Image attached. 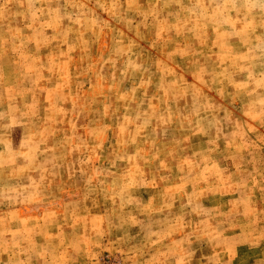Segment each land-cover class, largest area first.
<instances>
[{
  "label": "rangeland",
  "instance_id": "374dc122",
  "mask_svg": "<svg viewBox=\"0 0 264 264\" xmlns=\"http://www.w3.org/2000/svg\"><path fill=\"white\" fill-rule=\"evenodd\" d=\"M0 264H264V0H0Z\"/></svg>",
  "mask_w": 264,
  "mask_h": 264
}]
</instances>
